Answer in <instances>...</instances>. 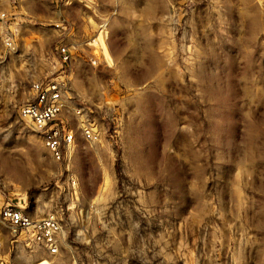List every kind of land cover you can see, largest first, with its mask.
<instances>
[{"label": "rangeland", "instance_id": "obj_1", "mask_svg": "<svg viewBox=\"0 0 264 264\" xmlns=\"http://www.w3.org/2000/svg\"><path fill=\"white\" fill-rule=\"evenodd\" d=\"M0 12V201L54 213L63 231L49 256L0 227L8 264H264V0H0ZM48 81L64 85L75 136L65 162L19 116Z\"/></svg>", "mask_w": 264, "mask_h": 264}, {"label": "built area", "instance_id": "obj_2", "mask_svg": "<svg viewBox=\"0 0 264 264\" xmlns=\"http://www.w3.org/2000/svg\"><path fill=\"white\" fill-rule=\"evenodd\" d=\"M6 20V14L0 12V23ZM4 44L11 48V40L6 37ZM59 56L63 64L72 58L69 47L63 45L59 48ZM94 64V61H91ZM64 85L57 81L35 82L31 85L32 98L19 108V116L40 134L44 146L54 160L67 161L75 145V136L60 118L64 107ZM78 112V111H77ZM85 140L97 139V132L90 124L82 128ZM71 188L76 186L75 180H69ZM5 226L11 233L12 241L22 239L25 247H38L49 256L59 252L60 237L63 233L60 220L54 213L43 216H33L25 212L18 204L9 201H0V227ZM3 239L0 235V264H8V259L2 253Z\"/></svg>", "mask_w": 264, "mask_h": 264}, {"label": "bare ground", "instance_id": "obj_3", "mask_svg": "<svg viewBox=\"0 0 264 264\" xmlns=\"http://www.w3.org/2000/svg\"><path fill=\"white\" fill-rule=\"evenodd\" d=\"M96 42H97V44L100 47L101 53L104 55L105 58H108L107 51H106V47H105V44L103 42V36L99 35L97 37ZM14 168H15V171L16 172H19V170L17 171L18 168H16V167H14Z\"/></svg>", "mask_w": 264, "mask_h": 264}]
</instances>
